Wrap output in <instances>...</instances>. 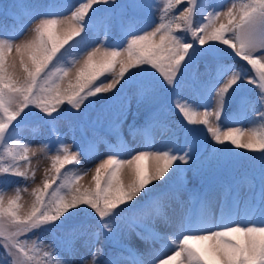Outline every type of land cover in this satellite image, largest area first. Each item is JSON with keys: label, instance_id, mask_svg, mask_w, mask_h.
<instances>
[{"label": "snow or ice", "instance_id": "snow-or-ice-1", "mask_svg": "<svg viewBox=\"0 0 264 264\" xmlns=\"http://www.w3.org/2000/svg\"><path fill=\"white\" fill-rule=\"evenodd\" d=\"M182 2L125 0L118 14L113 7L116 0H78L70 14L59 11L61 5L56 3L29 5L17 0L12 6L9 34H3L8 25L0 26V177L17 178L3 181L15 183L13 195L6 196L9 190L0 186L3 264H74L68 257L80 247L89 255L79 264H264V0L217 4L186 0L175 15L174 7ZM99 4L109 7L94 8ZM145 10L159 13L150 30L151 21L140 24ZM197 15L202 19L196 20ZM229 58L245 62L251 74ZM200 63L206 80L193 71ZM190 71L191 83L185 84ZM106 76L111 78L102 79ZM244 83L256 89L255 100L237 95ZM185 87L191 99L183 96ZM129 90L138 102L159 91L169 93L182 121L171 127L172 110L161 105L140 127L129 126V134L143 144L135 151L122 142L117 116L109 128L116 143L108 145L106 158L98 152L104 138L94 136L82 146H69L60 138L56 128L60 119L84 118L97 105L102 110L119 104L122 115ZM65 104L68 108L62 107ZM226 108L233 109L231 122ZM249 111L259 119L243 126L241 119ZM29 115L39 122L33 135L40 125H47L55 143L42 141L33 147L23 137L20 121ZM157 134L159 147L154 144ZM201 137L205 142L211 138L213 155L258 160V180L244 178L248 189L244 197L242 182L235 179L219 197L212 188L190 195L191 207L183 211L181 204L172 233L147 228L140 221L173 223L165 200L173 188L186 186ZM225 144L259 155L215 147ZM38 152L47 155L50 166L40 184L28 192L27 182H34L36 172L32 158ZM97 159L94 169L80 167L82 160ZM89 172L91 186L81 185ZM19 181L25 182L23 186ZM22 192L30 199L24 201ZM137 227L148 232L147 237L137 232L141 239L160 242L159 250L148 254L152 259L120 239L125 229ZM41 233L51 236L47 244ZM102 236L116 249L106 260L101 259Z\"/></svg>", "mask_w": 264, "mask_h": 264}, {"label": "rangeland", "instance_id": "rangeland-1", "mask_svg": "<svg viewBox=\"0 0 264 264\" xmlns=\"http://www.w3.org/2000/svg\"><path fill=\"white\" fill-rule=\"evenodd\" d=\"M124 2L125 0H116V5L113 7H115V11L117 14L120 12L119 5L123 4ZM141 2L151 4L153 3V0H141ZM16 3H17V0H6V2L2 3V6L8 8L11 12H13L12 6L15 5ZM77 4H78V0H65L61 4H59L61 5V7L58 10L61 12H64L65 14H70V12L74 10V6H76ZM106 7H109V5H104V4L94 5V8L103 9ZM158 15L159 13L157 11H152L149 13L148 10H145V12L141 14V21H140L141 26L151 21L152 23L150 24V27H149V30H150L151 27L155 26V22H158L157 20ZM146 19H148V21ZM9 32L10 30L3 31V34L8 35ZM189 39L191 38L189 37ZM220 47H223V46H220ZM229 59H232V58H229ZM234 60H238V58H235ZM244 67L246 69H249V73L251 74L249 66H244ZM149 70L154 71L151 69ZM133 71H136V70H133ZM193 71L197 73L200 80L207 79V75H205V66L203 63H200L197 67L193 69ZM156 75L158 76V73ZM191 75H192V72L190 71L184 77L185 84L191 83ZM110 78L111 77L106 76L103 79L107 80ZM117 87H119V85ZM182 94L186 99H191V93L187 87L183 89ZM106 95L111 96L112 93H108ZM237 95L238 96L240 95L248 96L251 100H253L252 97L256 99V89L252 85H248L244 83L241 86L240 90L238 91ZM127 96H128V100L125 102L126 106H125V109L122 115H120L119 104H113V105L103 107L102 110H101V106L97 105L94 110L88 111L87 116L84 118H72L71 120L60 119L56 125L60 138L64 141V143H66L69 146L73 145L74 143L76 145L82 146L88 140L92 139L94 136L97 137L95 133L97 132V130L93 131V129L99 128V129L105 130L107 128H110L111 123L116 119L117 116H119V119L121 121L120 132L122 133L123 142H127V145L135 151L141 150L143 148V144L140 142V138L136 137L134 139L133 136L129 134L130 125L137 127L134 124L135 121L137 120V116L140 113H146L147 116H145L146 117L145 119H147L150 116V114L154 112L161 105H166L169 109L172 110L173 114L176 109L173 105L172 97L170 96V94L163 92V91L157 92L151 99H146V100L139 101V102L133 90H129V92L127 93ZM62 107L68 108V105L65 104ZM212 107L213 108L215 107L214 99L212 102ZM233 107H235V105H233ZM200 110L203 111V108H201ZM32 111L35 112L36 110L33 109ZM82 111H86V110L82 109ZM251 112L252 111H249L246 114V118L241 119V124L243 126H248V120H256L255 118H252V116L250 115ZM231 115L232 114L226 115L229 122H231ZM224 119L225 117H222V122L224 121ZM170 120L174 122L175 121L178 122L177 119L171 118ZM180 121H182L181 115L179 117V122ZM20 122L23 126L20 130L21 134L33 147L38 146L42 141H52L53 143H55V138L53 137V135L49 134L45 130V127H42V125H40L39 127V133L35 136L33 135V131L30 128L25 126V125H30L34 127L36 124L39 123L33 118L32 115L24 117V119L21 120ZM235 126H241V125H235ZM193 127H203V126H193ZM180 135H181V140H182L183 133H180ZM160 143H161V136L157 134L154 144L156 147H159ZM212 146L213 144H212L210 137H208L207 142L204 141V137L200 138L199 152L197 154L198 156L197 163L193 165V170H190L186 173V186H184V188L187 189L188 191H191V193L195 194L198 192V185L200 181L197 175V171H198L197 169L199 167L205 166L204 162L206 161V158ZM71 150L75 151L76 149L73 147L71 148ZM98 152H99L100 158H106L107 153H108V146L104 145L103 143H99ZM258 155L259 153L257 154L248 153L247 155H244V156H258ZM98 162H99L98 159L94 161L82 160L80 167L94 169L95 164ZM247 163L248 164L252 163L254 167H256L258 172L253 174L250 166L243 167V164H247ZM49 166H50V160L47 158V155L45 153L38 152L37 156L32 158V167L36 169V172H35L34 182L33 181L27 182L28 192H31V189L35 187L36 184H40L45 174V169H47ZM182 167H187V166L182 165ZM239 167L240 168L243 167L242 169L244 173L247 174L246 177L252 178L253 175H255L254 177L258 180L259 171H260V162L258 160H242L240 159V156L234 155V156H227L226 158H224L220 165V168H226L227 169L226 171L230 173H232L234 169H237ZM218 173L220 172H213L212 174L208 175L207 180L209 182L215 181L216 179H218L217 178ZM249 175H252V176H249ZM128 178L129 177L127 175L124 176L125 180H127ZM244 178L245 177L238 179L239 181L242 182L241 189H240L241 197H244L248 194V189L246 186H244ZM0 179L2 180V182L0 183V186L6 187L9 190L6 193V196L13 195L12 189L14 188L15 183L3 184V181L10 180V181L16 182L17 178L0 177ZM90 181H91V172H89L88 175L84 176V178L80 181V183L83 186H91ZM19 183L23 186L25 182L19 181ZM211 188L214 190V193L217 197H219V194L224 189L222 187H211ZM22 198L24 201H27L30 199V196L28 195V193L22 192ZM181 204H183V211H186L189 207H191L190 197H186V196L182 197V195H180L179 202H177L176 200L175 201L170 200L169 202L166 203L165 210L168 216L171 217L173 221V223L170 225L165 224L164 221L160 219H156L155 222H153L151 219L144 220L143 222H145L149 228H154L156 232L162 235L172 233L176 231V221L178 220L179 216L182 214ZM167 205H170V207ZM129 216H131V214H129ZM94 222L95 221H92V220L87 221V223L91 225L94 224ZM137 232L139 231H137L136 229H133V230L125 229L121 233V236H120L122 243L129 245L130 248L134 249L137 253L145 256V258L152 259L153 257L148 254L153 252L154 250H159L160 242L154 241L152 239L143 240L136 235ZM40 235H41V238L45 240L46 244L51 239V236L49 234L41 233ZM147 236L148 234L145 237ZM103 242L104 240L102 236L100 243L102 244ZM78 247L80 246L78 245ZM0 253H3L2 248H0ZM88 255H89V250L83 247H80L79 252H77L75 256L68 257V258L72 259L74 261V264H79V261L81 260V258L87 257ZM0 264H3L2 259H0Z\"/></svg>", "mask_w": 264, "mask_h": 264}, {"label": "trees", "instance_id": "trees-1", "mask_svg": "<svg viewBox=\"0 0 264 264\" xmlns=\"http://www.w3.org/2000/svg\"><path fill=\"white\" fill-rule=\"evenodd\" d=\"M6 2V0H0V26L2 25H8L9 28L8 29H5L4 31H7V30H10L11 29V25H12V20L10 19V16L12 15V12L6 8V7H3L2 6V3ZM23 2L25 4H29V5H43V4H48V3H56V4H61L63 1L62 0H23ZM207 2L209 4H217L219 3V0H207ZM186 6V0H184V2L176 5L173 9V13L175 15H179V13L182 11L183 7ZM42 10V9H41ZM202 19L199 15H197L196 17V20H200ZM178 34H182V33H178ZM228 62L230 63H238L240 64L241 66H246V63L243 62V61H239L238 60H233V59H229ZM245 68V67H244ZM209 70L210 71H214L215 70V67L214 65H210L209 67ZM103 79V78H102ZM254 99V98H253ZM225 113L226 115L228 114H232V108H226L225 109ZM144 116L145 114L144 113H140L138 116H137V120L135 121V125L136 126H141L143 125L145 119H144ZM180 116L179 112L177 110H175L174 112V115L170 116V118H173V119H178V117ZM252 118H255L256 120L259 119V117L256 115L255 112H252L251 114ZM26 127L30 128L32 130V126L30 125H25ZM171 126L173 128H176L177 127V123L176 121L175 122H172L171 123ZM191 126V125H189ZM42 127H45V130L51 134V131H50V128L47 126V125H42ZM99 128H95L93 129L94 131H98V132H95L97 137H101V138H104V144L106 145H110V144H115L116 143V137L112 136L109 132V128H107L106 130H98ZM215 147L217 148H220V147H223V148H231L232 150V153H239L241 155H247L248 153L250 152H245L244 150H238V149H235V148H232V146L230 144H225V145H216ZM253 154H257V153H253ZM227 156H234V155H229V154H224V153H221V154H216V155H213V146L211 147L210 149V152L206 158V161L204 162L205 166H202V167H199L197 170V175L200 179V185H199V189L200 190H204L206 189L207 187L209 186H212V185H223V186H227V185H230L231 182L234 180V179H237L236 177H245L247 176L246 173H244V171L239 168V169H235L232 173L230 172H227L226 171V168H222L220 169V165L222 163V160L224 158H226ZM245 166V165H244ZM248 166V165H246ZM74 166H67V169H72ZM204 167V168H203ZM251 169H254L253 172H256L257 170L253 167V165L250 166ZM213 172H220L218 173V179H216L215 181H207V176L212 174ZM2 182V180L0 179V183ZM157 183H162V182H157ZM151 187V185L149 186ZM183 192H187L186 190L183 191ZM177 197H179L178 195V189L176 190L175 188H173L170 192H169V198H167L165 200V204L167 202H169V200L171 199H176ZM141 197H137L136 199L139 200ZM126 207V205L124 206ZM88 211H91L90 209ZM94 215V213H93ZM140 223H142L144 226L148 227L147 224L143 221H140ZM93 227H95V222L94 224H92ZM137 229H140V230H145L144 227H137ZM145 232V231H144ZM143 232V233H144ZM102 245H104V250H105V254L104 256L102 257V259H108V256H109V252L111 251L112 253H115L116 249L114 248H111L110 245H107L105 244V242L102 243ZM3 253H0V257H2Z\"/></svg>", "mask_w": 264, "mask_h": 264}]
</instances>
